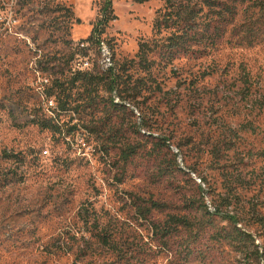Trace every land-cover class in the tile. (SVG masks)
<instances>
[{
	"label": "rangeland",
	"instance_id": "rangeland-1",
	"mask_svg": "<svg viewBox=\"0 0 264 264\" xmlns=\"http://www.w3.org/2000/svg\"><path fill=\"white\" fill-rule=\"evenodd\" d=\"M169 13L198 33L173 60ZM95 36L123 98L75 80ZM73 263L264 264V0H0V264Z\"/></svg>",
	"mask_w": 264,
	"mask_h": 264
},
{
	"label": "trees",
	"instance_id": "trees-1",
	"mask_svg": "<svg viewBox=\"0 0 264 264\" xmlns=\"http://www.w3.org/2000/svg\"><path fill=\"white\" fill-rule=\"evenodd\" d=\"M203 2V4H207L210 5V1L211 0H201ZM171 1H168V4H170ZM111 2L108 3L104 8H103V12L107 13V10L109 9V7H111ZM191 14H193L191 12ZM107 20H108V16H106ZM197 17V16H196ZM193 16H190L189 19L187 20H181L178 23H173L174 17L172 16V13L166 14L164 16H158V19L156 21L155 24V30L160 33L162 31V29H176V32L174 34V36H172L171 38L168 39V46L166 47L167 52L169 54V59L173 60L175 59V55L180 53V52H185L187 50V44L188 41H190L193 37L196 38V36H198V33L196 31V28L194 27L195 21H194ZM193 19V21H191ZM193 32V35H191V33ZM93 38L89 39L88 41H92ZM94 46V45H93ZM85 51V50H83ZM174 51H176L174 53ZM87 52V51H86ZM152 49L151 46L148 42H143L140 44L139 47V52L137 54L136 59H139L140 62H146V63H150V55L152 53ZM189 52V51H188ZM168 56V55H167ZM136 59L130 61V63H135ZM126 66V65H124ZM116 68H113L112 70H108V71H104V73L102 75H93L91 74L94 70L92 71H87V72H78L76 73L77 78L75 80H79V77H82V82H88V86L90 87H96L99 86V84L104 83L106 91L108 93H113V92H119L120 88L122 87V79H121V75L120 72H118V74L115 72ZM91 72V73H90ZM76 83V82H75ZM119 96L122 97V93L120 91ZM123 98V97H122ZM62 110L66 111L67 110V104H60ZM112 106H114L115 108H118V103H113ZM53 119H51L50 122H52ZM129 151V150H128ZM135 149H132L129 153H125L124 157L125 159H127L129 156H132L135 153ZM131 198H134V195H132ZM135 200V199H133ZM139 200V199H138ZM144 202V201H143ZM145 204V203H144ZM144 204H137V201L135 200V205L138 207V214L140 215L142 220L145 221H149L150 220V216L153 213V211H160V213L165 212L169 206L166 204H162V203H157L154 201H151L149 204L150 206H145ZM205 210L207 212H211L212 209L211 207H209V205H206L205 203H203L202 205ZM211 209V210H210ZM216 212L219 213L218 210H216ZM223 219L228 222L231 225L236 226L237 224H239V219L236 216H232V215H224ZM187 219H185L184 217H179V216H175V215H171L168 219V221H166L164 224L162 225L160 223V227L158 224L152 222V227L154 230H159L160 229V234H163V236H168L171 233H173L180 225H187L186 224ZM239 235L241 236L243 241H247L249 240V238H251L250 235H248L245 232H239ZM105 244H107L108 241H105V239H103ZM73 264H77V263H73Z\"/></svg>",
	"mask_w": 264,
	"mask_h": 264
},
{
	"label": "built area",
	"instance_id": "built-area-1",
	"mask_svg": "<svg viewBox=\"0 0 264 264\" xmlns=\"http://www.w3.org/2000/svg\"><path fill=\"white\" fill-rule=\"evenodd\" d=\"M94 45V46H93ZM81 50L87 51L90 53L92 47H97L99 53L101 54L100 66L104 71L112 70L114 68L113 58L109 47L99 39V37L93 38L92 41H85L81 45ZM92 60L89 55L79 56L73 63L74 71L78 72H87L93 70ZM48 155V151L44 153Z\"/></svg>",
	"mask_w": 264,
	"mask_h": 264
},
{
	"label": "bare ground",
	"instance_id": "bare-ground-1",
	"mask_svg": "<svg viewBox=\"0 0 264 264\" xmlns=\"http://www.w3.org/2000/svg\"><path fill=\"white\" fill-rule=\"evenodd\" d=\"M200 182V181H199Z\"/></svg>",
	"mask_w": 264,
	"mask_h": 264
}]
</instances>
